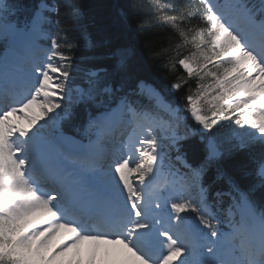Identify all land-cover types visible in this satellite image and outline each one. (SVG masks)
I'll return each mask as SVG.
<instances>
[{
    "label": "snow or ice",
    "instance_id": "snow-or-ice-1",
    "mask_svg": "<svg viewBox=\"0 0 264 264\" xmlns=\"http://www.w3.org/2000/svg\"><path fill=\"white\" fill-rule=\"evenodd\" d=\"M201 3L204 27L180 33L191 48L179 60L200 83L184 105L172 107L138 74L135 54L126 47L106 53L110 69L98 65L77 80L75 52L88 37L74 0L63 8L47 0L32 7L0 0V41L14 46L11 59L0 57V264H49L43 250L60 230L72 236L53 260L93 241L123 245L138 264H264V210L257 211L255 199L259 194L264 204V0ZM46 24L50 47L40 59L27 42ZM205 77L213 82L205 84ZM18 79L28 85L20 97L9 93ZM141 98L164 106L176 127L182 118L200 126L193 130L203 146L199 164L188 161L187 137L174 129L165 152L154 131L137 124L140 130L125 144L128 154L114 153L102 163L78 150V141L61 127L73 118L68 111L73 103L85 114L87 135L126 113L136 117ZM17 113L25 114L27 128L12 122ZM49 113L55 114L40 123ZM220 119L231 122L224 126L230 136L234 132L235 142L227 141V147L219 130L211 132ZM241 155L254 164L246 187L221 167ZM166 166L171 179L162 181ZM213 168L229 186L227 192L217 190L216 198L231 197L229 215L235 208L240 216L229 220L227 233L208 203L211 185L205 180ZM248 171L243 166L242 174ZM34 216L39 219L26 231L22 225Z\"/></svg>",
    "mask_w": 264,
    "mask_h": 264
},
{
    "label": "trees",
    "instance_id": "trees-1",
    "mask_svg": "<svg viewBox=\"0 0 264 264\" xmlns=\"http://www.w3.org/2000/svg\"><path fill=\"white\" fill-rule=\"evenodd\" d=\"M54 1L61 8L73 2ZM74 2L81 9L80 23L88 37L87 41H79L81 47L75 52L78 81L84 71L95 70V66L105 65L110 69L111 59L106 53L110 48L126 47L135 54L138 74L156 85L173 102L184 105L189 92H196L200 82L194 75H189L182 69L179 60L185 58L191 48V45L184 43L180 33H187L193 27L197 29L204 27L200 19L202 9L198 3L191 0H74ZM21 3L31 7L35 5L36 0H21ZM65 24L70 25L71 21L65 20ZM76 27L74 35L78 37L80 24ZM68 39H72V35ZM174 83L180 84L176 91L171 90ZM72 116L71 120L66 121L68 129L80 126L85 114L83 115L80 108ZM229 123L231 122L220 119L211 129L212 133L219 130V138L225 142V147L228 146L227 141L235 142L234 132L230 136L229 129L224 127ZM189 125L180 122L178 129L186 133L187 159L196 165L203 159V146L199 143L198 136L188 133ZM191 126L194 129L199 128L194 123H191ZM232 128L242 131L233 125ZM245 165L249 171L242 174ZM221 167L233 175L242 187H246L252 179L251 169L254 164L247 156L241 155L225 160ZM205 183L211 185L212 194L229 187L226 181L216 178L215 168L207 173ZM258 196L259 194L255 198L256 204L264 208Z\"/></svg>",
    "mask_w": 264,
    "mask_h": 264
},
{
    "label": "rangeland",
    "instance_id": "rangeland-1",
    "mask_svg": "<svg viewBox=\"0 0 264 264\" xmlns=\"http://www.w3.org/2000/svg\"><path fill=\"white\" fill-rule=\"evenodd\" d=\"M43 36H45V35L43 34L40 37V39L47 40V38L43 37ZM46 46H47V48H45V49L42 46H40V45H37V46L34 47L35 50H37L36 54L42 53L41 54V59L43 58L44 53H46L48 48L50 47L49 44H46ZM188 55H190V53ZM218 63H219V61H218ZM193 67L195 69V67H197V66L194 64ZM210 79L211 78H209L208 80H210ZM211 82H213V81H210L208 83H211ZM24 87H25V89L27 91V87H28L27 83L25 84ZM238 99L239 98L229 97V101L230 102H235ZM202 103H203V101H202ZM165 104H167L169 106H172V107H175L174 105L170 104L169 102L168 103L165 102ZM159 106L161 107L162 105H159ZM33 111L38 113L39 110L36 109V110H33ZM27 114H31V113H27ZM54 114L55 113H49V116L45 117L44 119H42L40 121V123H44L47 119H49ZM23 115H25V114L17 113L16 115H14L11 118V120H12L13 123H15L17 125H22L25 128H27L28 127V122H27V120L23 119ZM142 119H145V121H147L149 123V129L153 130L154 134H156L157 137H159L160 136V133H159L160 129L157 128V126L154 125V124H157L156 122L153 123L151 120H149V115L148 114L137 115L136 117L130 118V121H133V122L140 121V122H142ZM154 119H156V118H154ZM19 122L21 124H19ZM121 123H124V121H121ZM159 124H160V122H159ZM38 126L39 125H37V127ZM34 130L35 129H32V131H34ZM164 137H165V135L162 136L161 138H158V140L160 141V139H162ZM111 141H112L111 143L113 145H115L116 141L115 140H111ZM125 144L122 143L123 151H121V152H122L123 156L128 154V151H127V148L125 147ZM162 147L165 150V147H164L163 144H162ZM167 151H168V147H167ZM111 152L113 154L115 153L116 155H118L115 151H111ZM171 155L174 157L175 153L172 152ZM169 174L170 173H169L168 168L166 166L165 173L162 176L161 180L162 181L166 180L167 175H169ZM37 219H39L38 216L31 217L30 220L27 223L22 225V227L27 231L30 228V226H32L35 223V221ZM29 224H30V226H29ZM60 232H62V231H59L58 234L50 241L49 246L45 250H43V255L48 258L49 264H95V263L96 264L97 263H99V264L100 263H102V264L103 263L104 264H130L129 263L130 253L129 252L126 253L124 251V249L126 251H128V250L126 248H124L123 245H119V246H117V247H115L113 249H107L106 247H103V248H95V249L92 250L91 248L88 247V245H86V241H84V244L82 243V245H81L84 248H82V249H80V248L79 249H72L71 251L67 252L66 255H64L62 257H58V258L53 260L51 258L60 249L52 248L51 245H54L55 243L60 244L61 242H63V243L66 242V240L64 239V235L62 233H60ZM41 239H43V237ZM38 243H39V241L37 242V244ZM122 254H124V255H122ZM136 264H138V262Z\"/></svg>",
    "mask_w": 264,
    "mask_h": 264
},
{
    "label": "bare ground",
    "instance_id": "bare-ground-1",
    "mask_svg": "<svg viewBox=\"0 0 264 264\" xmlns=\"http://www.w3.org/2000/svg\"><path fill=\"white\" fill-rule=\"evenodd\" d=\"M42 35H43L42 32L37 34V36H42ZM60 231H62V230H60ZM86 244L89 245V248H91L92 250L95 249V248H103V247H106L107 249H113V248L119 246V245H111V244H107V243H96V242H93V241H86ZM80 245H82V244H80ZM124 251L126 253L128 252L125 249H124ZM122 255H124V254H122ZM129 258H130L129 259V263L130 264H136L137 263V261H135V259L132 257L131 253H130V257ZM97 264H99V263H97ZM100 264H102V263H100Z\"/></svg>",
    "mask_w": 264,
    "mask_h": 264
}]
</instances>
